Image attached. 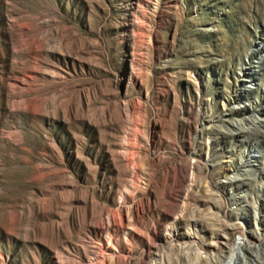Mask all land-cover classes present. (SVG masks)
<instances>
[{"label":"rangeland","instance_id":"rangeland-1","mask_svg":"<svg viewBox=\"0 0 264 264\" xmlns=\"http://www.w3.org/2000/svg\"><path fill=\"white\" fill-rule=\"evenodd\" d=\"M217 240L264 247V0H0V264Z\"/></svg>","mask_w":264,"mask_h":264},{"label":"bare ground","instance_id":"bare-ground-1","mask_svg":"<svg viewBox=\"0 0 264 264\" xmlns=\"http://www.w3.org/2000/svg\"><path fill=\"white\" fill-rule=\"evenodd\" d=\"M240 245H242V249L250 252L252 258L241 257L238 253L236 258H233V264H264V247H253L246 243L244 245L240 243ZM210 246H212V252L207 258H202L201 264H217L225 253L234 251L231 250L230 242L227 240H217L214 245Z\"/></svg>","mask_w":264,"mask_h":264}]
</instances>
